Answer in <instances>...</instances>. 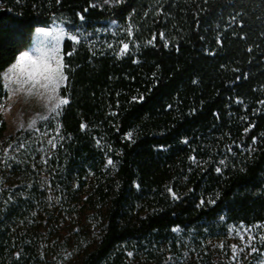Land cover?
Wrapping results in <instances>:
<instances>
[{
    "label": "trees",
    "instance_id": "trees-1",
    "mask_svg": "<svg viewBox=\"0 0 264 264\" xmlns=\"http://www.w3.org/2000/svg\"><path fill=\"white\" fill-rule=\"evenodd\" d=\"M59 14L69 103L12 132L0 111V264H228L215 238L264 221V0H0V72Z\"/></svg>",
    "mask_w": 264,
    "mask_h": 264
},
{
    "label": "snow or ice",
    "instance_id": "snow-or-ice-1",
    "mask_svg": "<svg viewBox=\"0 0 264 264\" xmlns=\"http://www.w3.org/2000/svg\"><path fill=\"white\" fill-rule=\"evenodd\" d=\"M60 0H57L59 3ZM80 19L83 20V16H80ZM113 25H116L115 21H113ZM123 32L127 34L129 37L128 42L121 41L118 47V51H115L114 54L117 58L123 57L129 51V45L132 43L133 36V28L129 25L127 28L122 29ZM37 36L43 35L44 37H48L50 39V44L47 48H35L33 50H26L20 52L15 61L9 65L3 72H0V83H2L3 88L6 92L11 95H15L18 93H25L29 97H36L43 101L44 107L47 110V115L38 116L39 120L47 121L51 118L58 117L61 115L64 106L69 103L67 97L60 95V90L67 86V74L65 69L68 67L64 64V56L62 54L61 44L65 41H70L73 44V51L67 53V55L71 56L75 51V45L78 44L81 40L80 33L72 34L71 32L66 31L61 26H54L53 29L47 28H38L36 30ZM115 35V33H114ZM161 39L163 38V33L160 34ZM155 40V36L152 40L147 41L148 44H152ZM167 43H165V47H167ZM109 48H113V44H108ZM136 61H134L135 63ZM15 86V87H13ZM135 99V98H134ZM142 99V98H141ZM260 103L264 104V101ZM0 107H3L0 105ZM37 124V119H33L29 124L28 128L34 129ZM23 127V125H21ZM85 125H81L83 129ZM251 127V126H250ZM249 131V129H245V132ZM129 137L131 133L127 134ZM256 142V138H253V143ZM49 143L55 147V143L52 140H49ZM13 146L9 145L7 149L3 150V158H8V151ZM20 147H24V145H20ZM231 151V147L228 149ZM191 160L195 161V157H190ZM113 162L111 159L107 161L108 165H111ZM224 163V161H221ZM107 166V165H106ZM217 172L220 171L219 168L216 169ZM169 193L172 195L173 199H178L175 193L169 188ZM214 203V202H213ZM203 204V201H201ZM264 228V224L258 223L253 226L245 227L242 223L239 226V229L235 227L230 228V232H235L236 235L244 240V233H250L252 228ZM173 232H179V226L172 228ZM254 237L249 236L248 242L246 246L251 245ZM260 239L264 241V236H261ZM223 247V244L220 245ZM233 252V258H235L238 251H242V249H238L235 244L231 246ZM256 248H252V252H256ZM129 256H132V253H128Z\"/></svg>",
    "mask_w": 264,
    "mask_h": 264
},
{
    "label": "rangeland",
    "instance_id": "rangeland-1",
    "mask_svg": "<svg viewBox=\"0 0 264 264\" xmlns=\"http://www.w3.org/2000/svg\"><path fill=\"white\" fill-rule=\"evenodd\" d=\"M65 23H66V17L59 14L53 16L47 25L36 26L33 29L30 43L25 49H23L20 52L26 50H33L38 47L47 48L50 44V39L48 37H44L43 35L37 36L36 30L38 28H47L51 30L54 28V26H61L66 31H68L65 27L66 25ZM116 25H118V27L113 25V21L108 22V29L113 33V37L118 41L117 42L118 45L120 44L121 41L128 42L125 41V39L123 40L124 35L126 33L122 31V29H125L127 26L119 25L118 23H116ZM118 50L119 49L117 48L116 51ZM19 53H17V55ZM17 55L9 65H11L15 61ZM2 106L3 107H0V111L6 124L5 126L6 132H12L15 129L21 127V125L26 126L33 119H38V116L47 114V110L44 107L43 101H41L40 99L34 96L29 97L25 93H18L10 96V94L6 92V96L3 100ZM108 160L109 159L106 158L107 166L105 168L108 170H112L113 163L111 165H108L107 164ZM258 223L264 224V221H260V222L257 221L250 224H243V223L242 224L245 227H249L256 225ZM240 225L241 223L239 222L229 224L226 231L222 235L215 238L214 240L215 250H216L215 253H217V255L218 254L221 255V257H224L227 260L228 264H264V241L260 239L261 236H264V228L253 227L250 233H244V240H241L236 235L235 232L229 231V229L233 227L239 229ZM70 227L71 224L68 222V220L65 221L63 220L60 224L61 234L67 232V234L69 235ZM249 236L254 237V239L252 240L251 245L246 246ZM221 244H223V247H220ZM233 244H235L238 249H242V251H238L235 258H233V252L231 248ZM253 247L257 249L256 252H252ZM81 250H82V244L78 248H74L72 250L68 249V251L64 253V256L66 257V261H68V264L79 263ZM217 255L215 254V257ZM177 263L183 264L185 262L184 260H181V262L178 261Z\"/></svg>",
    "mask_w": 264,
    "mask_h": 264
}]
</instances>
